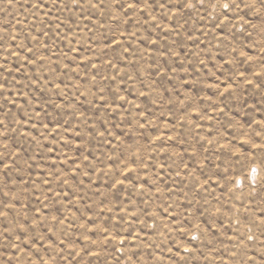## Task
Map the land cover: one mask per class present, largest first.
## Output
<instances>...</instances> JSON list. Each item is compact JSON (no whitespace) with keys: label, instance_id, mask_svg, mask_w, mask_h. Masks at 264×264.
<instances>
[{"label":"rangeland","instance_id":"obj_1","mask_svg":"<svg viewBox=\"0 0 264 264\" xmlns=\"http://www.w3.org/2000/svg\"><path fill=\"white\" fill-rule=\"evenodd\" d=\"M131 2L0 0V264H264V0Z\"/></svg>","mask_w":264,"mask_h":264},{"label":"snow or ice","instance_id":"obj_2","mask_svg":"<svg viewBox=\"0 0 264 264\" xmlns=\"http://www.w3.org/2000/svg\"><path fill=\"white\" fill-rule=\"evenodd\" d=\"M142 2V0H132L131 3L127 4V5H121V7H128V8H132L133 10H136V8L138 7V5ZM167 6V0H165V3H161L159 4V7H166ZM224 7H228V5H224ZM7 147V145H5V148ZM0 164H2L5 168L10 167V165L7 164L6 160L0 156ZM6 174V173H5ZM21 235L23 236H27L28 235V230L27 229H23L21 231ZM261 260L264 261V255L261 256Z\"/></svg>","mask_w":264,"mask_h":264}]
</instances>
